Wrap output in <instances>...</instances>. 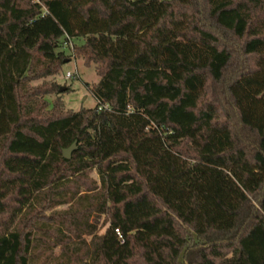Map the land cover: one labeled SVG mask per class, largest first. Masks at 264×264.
<instances>
[{
    "label": "trees",
    "instance_id": "16d2710c",
    "mask_svg": "<svg viewBox=\"0 0 264 264\" xmlns=\"http://www.w3.org/2000/svg\"><path fill=\"white\" fill-rule=\"evenodd\" d=\"M0 264H264V0H0Z\"/></svg>",
    "mask_w": 264,
    "mask_h": 264
},
{
    "label": "rangeland",
    "instance_id": "374dc122",
    "mask_svg": "<svg viewBox=\"0 0 264 264\" xmlns=\"http://www.w3.org/2000/svg\"><path fill=\"white\" fill-rule=\"evenodd\" d=\"M79 44L80 42L77 41ZM73 44L65 45V55L68 58L62 73L55 77V81L67 92L63 93L61 99L66 111H79L82 108L92 109L97 105L96 100L89 92V87L98 84L100 77L97 75L95 65L87 66L82 59L75 57ZM68 73L72 76L69 77ZM48 79V81H51ZM48 100H55V96L49 97ZM97 178L95 174L92 175ZM65 208V207H64Z\"/></svg>",
    "mask_w": 264,
    "mask_h": 264
},
{
    "label": "water",
    "instance_id": "95a60500",
    "mask_svg": "<svg viewBox=\"0 0 264 264\" xmlns=\"http://www.w3.org/2000/svg\"><path fill=\"white\" fill-rule=\"evenodd\" d=\"M65 88H62L61 91L63 92ZM77 142H74L69 148L63 151V157L66 159H71L73 153L77 150Z\"/></svg>",
    "mask_w": 264,
    "mask_h": 264
},
{
    "label": "built area",
    "instance_id": "2783aa9c",
    "mask_svg": "<svg viewBox=\"0 0 264 264\" xmlns=\"http://www.w3.org/2000/svg\"><path fill=\"white\" fill-rule=\"evenodd\" d=\"M68 76L71 77L72 75L70 73H68ZM118 232V231H117Z\"/></svg>",
    "mask_w": 264,
    "mask_h": 264
}]
</instances>
